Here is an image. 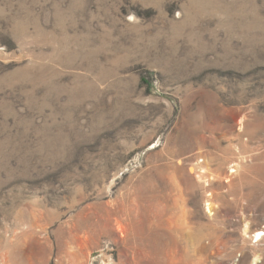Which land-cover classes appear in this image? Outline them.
Wrapping results in <instances>:
<instances>
[{"label":"rangeland","instance_id":"obj_1","mask_svg":"<svg viewBox=\"0 0 264 264\" xmlns=\"http://www.w3.org/2000/svg\"><path fill=\"white\" fill-rule=\"evenodd\" d=\"M0 264H264V0H0Z\"/></svg>","mask_w":264,"mask_h":264},{"label":"bare ground","instance_id":"obj_2","mask_svg":"<svg viewBox=\"0 0 264 264\" xmlns=\"http://www.w3.org/2000/svg\"><path fill=\"white\" fill-rule=\"evenodd\" d=\"M192 167V166H191ZM192 169H194V167H192ZM189 170H190V168H189ZM192 171V170H191Z\"/></svg>","mask_w":264,"mask_h":264}]
</instances>
